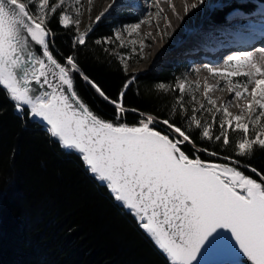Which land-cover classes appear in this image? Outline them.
<instances>
[{"label": "snow or ice", "instance_id": "1", "mask_svg": "<svg viewBox=\"0 0 264 264\" xmlns=\"http://www.w3.org/2000/svg\"><path fill=\"white\" fill-rule=\"evenodd\" d=\"M159 2L151 0L153 7ZM196 7V3L185 5L184 11ZM83 10L82 0H0V92L21 119L35 121L62 149L79 154L93 178L137 219L167 264H202L203 257L210 255L222 257L212 264H264V170L234 158L250 160L257 149L264 152V48L205 66L213 84L201 86L181 78L174 86L157 85L159 90L179 93L175 104L186 125L182 128L168 119L128 109L124 99L131 79L113 96L81 71L73 52L87 45L92 31L91 27L80 31L78 17ZM160 16V9L149 12L139 23L116 32L115 39L122 40L125 33L138 37L142 26H151ZM52 22L69 34L74 31L72 48L59 56L52 51L56 36ZM128 43L135 45L137 40ZM120 46H125L123 41ZM144 46L141 39V51ZM120 59L126 69L129 57ZM193 71L198 74L200 69ZM77 76L111 106L110 118L91 110L78 96ZM225 86L230 99L217 106L209 94ZM232 100L237 114L228 110ZM129 111L139 117L131 126ZM157 123L165 130L154 127ZM214 125L219 126L218 134L212 131ZM193 130L225 147L232 145L229 131L237 133L234 156H224L226 162L202 160L200 152L220 154L198 147L189 134ZM185 145L195 150L191 156ZM223 235L229 240L226 249L217 244Z\"/></svg>", "mask_w": 264, "mask_h": 264}, {"label": "trees", "instance_id": "2", "mask_svg": "<svg viewBox=\"0 0 264 264\" xmlns=\"http://www.w3.org/2000/svg\"><path fill=\"white\" fill-rule=\"evenodd\" d=\"M237 1L243 8L249 6L247 0ZM209 14L215 22L221 20L225 12L218 10ZM129 19L118 15L116 24L127 25ZM109 20L86 26L84 31L92 28L87 45L79 47L73 54L81 71L114 96L123 82L132 77L130 71L137 61L132 60L130 49H121L113 43H96L97 40L114 42L115 26ZM50 26L56 30L53 54L59 56L61 52H69L74 31L69 34L55 22ZM120 57H129L126 69ZM182 75L178 64H160L151 72L137 75L126 93L125 106L186 127L175 104L179 93L157 88L161 83L174 86ZM74 86L91 110L105 118L111 117V106L101 102L79 76ZM188 99L185 97L186 101ZM138 119L136 113L129 111L127 123L130 126ZM212 131L218 134L219 126L214 125ZM189 134L198 147L218 152L222 158L198 153L205 161L226 162L223 157L234 156L233 145L239 139V135L230 130L232 145L225 147L222 142L202 139L197 130ZM184 150L190 156L195 151L192 145H185ZM234 158L264 170V152L258 149L250 160L247 157ZM244 171L246 175L259 179ZM0 264H167L165 257L139 227L137 219L116 203L107 188L93 178L79 154L62 149L36 122L21 119L2 92Z\"/></svg>", "mask_w": 264, "mask_h": 264}, {"label": "bare ground", "instance_id": "3", "mask_svg": "<svg viewBox=\"0 0 264 264\" xmlns=\"http://www.w3.org/2000/svg\"><path fill=\"white\" fill-rule=\"evenodd\" d=\"M112 1L113 0H105L104 5L101 6L104 13L112 10V7H109ZM126 1L132 2L135 0H117L121 5H124ZM145 1L148 3L146 9H149L152 4L151 0ZM225 1L227 0H160L154 8L155 10H161V17L164 21L153 19L151 25L154 27V37L159 30H164V34H162L160 40L152 43V61H156L160 57L166 55L167 49H164L161 42L169 41L168 37L172 38L175 43L174 50L176 53L180 54H183L186 51L192 52L198 44H204L207 46L211 45L213 41L215 44L213 49L217 51L218 54L224 52L227 48L228 50L243 49L244 51H237L240 53L252 52L256 49L264 48V7L263 9H258L255 14L249 16L232 13L227 17L224 25L211 27V25L215 24L212 22L211 16L207 13H209L210 10L219 9ZM193 3H196L197 7L194 9L189 8V11L185 13V5L190 6ZM173 5L175 10H173ZM232 5L233 3H230L227 6V9H231ZM198 9H200L199 13ZM165 16L168 17V20L163 19ZM132 21H135V18H133ZM235 21H244L245 24L240 29L234 30L232 27L236 25L233 23ZM161 23L163 28H157L156 25H160ZM169 23L171 26H169ZM146 35L147 39L150 41V37L152 36L151 33L146 31ZM233 52L234 51L231 53ZM182 56L183 55H181V59ZM196 65L197 68H200L203 74L208 76L207 72L204 70L206 66L204 62H197ZM216 65H219V63H216L215 66ZM150 66L151 63L139 67L133 71V75L135 76L146 71ZM221 92H224L223 102L225 103L229 101L230 94L226 91V86ZM234 101L235 100H232L230 105L235 106ZM235 111L237 113L239 112V109L235 107Z\"/></svg>", "mask_w": 264, "mask_h": 264}, {"label": "rangeland", "instance_id": "4", "mask_svg": "<svg viewBox=\"0 0 264 264\" xmlns=\"http://www.w3.org/2000/svg\"><path fill=\"white\" fill-rule=\"evenodd\" d=\"M249 1L252 2V3L256 2V0H249ZM104 3H105V0H92V4L89 5L88 0H82V6H83V9H85V10H83L82 14L78 17V19L81 22L80 23V31H82L88 25L95 26L98 23V22L93 23V21L95 20V17L97 15H100L101 13H104L103 12L104 10H102V7H101V6L104 5ZM230 3H233L232 6H234V4H238V1L237 0H227L219 7V9L225 6L224 9L228 10L227 6ZM110 5H113L112 6V10L110 12L104 13V15L101 17V20L110 19L111 22H112L111 25L115 26V33L116 32H122L123 29L127 28L128 26H130L132 24L139 23V21L141 19H144V18L147 17V14L149 12H155L156 11L155 8L152 6V4L150 5L149 9H146L148 3L145 0H141V1L135 0V1H132V2L126 1L124 3V5H120V6H117V2L115 4H113V1H112ZM139 6H142V7H139ZM89 8L91 9V11L87 10ZM231 9H229V10H231ZM259 9H262V7H260ZM217 10L218 9L210 10L209 13L210 12L211 13L215 12ZM199 12H200V9H198V13ZM209 13H207V14L210 15ZM232 13H238V14H241V15H245L240 10H237V9L234 10L233 9L232 11H230V13H228L229 15H226V18H224V24L226 22L227 17H229L230 14H232ZM118 15H122L125 18H131V19L135 18V23H129L127 25L116 24ZM246 16H248V15H246ZM156 19H158L160 21H164V20H162L161 16H160V18H156ZM162 23L159 25L160 29L163 28ZM233 23L236 24V25H234L232 27V28H234V30L235 29H240L245 24L244 21H238V22L235 21ZM214 26L217 27L216 24L215 25H211V27H214ZM146 31H149L151 33V35H152L150 37L151 38L150 41L146 37L147 36L146 35ZM154 34H155L154 27L151 25V26H142L139 29V36L138 37L135 36V34L133 35V37H128L127 34L125 33V34L122 35V40H116L115 39V34L113 35L114 42H113L112 45H115V46L117 45L121 49H130L132 54H133L132 60L133 61H137L136 66L130 71V73L133 72L134 70L138 69L141 66L148 65L149 63H151V66L146 71H144L142 73H139V75L146 74L148 72H151V71L159 68L160 64H181L182 65L181 69L183 71L182 78H186L190 83L196 84L197 82H199L201 86L205 82H207L208 84L215 83V80H213L209 76L203 74V72L201 70H200V72L198 74L195 73L193 70L197 68L196 65H188V66H186V65H183L181 63L183 60H181L180 57L183 54L176 53V51L174 50L175 43H174V41L172 40L171 37L170 38L168 37L169 41H165V42L162 41L161 42V45L164 46V49H167L166 55L160 57L156 61H152V57H151V55H152V52H151L152 43L154 41H157V40L161 39L162 34H164V30H162V31L159 30L157 32V34L155 35V37H154ZM145 37H146V39H145ZM129 39H136L137 43L135 45L129 44L128 43ZM141 39H143V43L145 45L143 47L142 51L140 50V41H141ZM122 41L125 44L124 47L120 46ZM134 49H135V51H134ZM190 72H194V75H191ZM133 78H131V79H133ZM226 91H228L227 87H226ZM209 95L216 101V105L217 106H219L221 103H224L223 102L224 92L214 91V92L210 93ZM199 97H200L201 100L203 99L202 88H201V92L199 93ZM235 103H236V101H234V105H235ZM228 110L230 112H232L233 114H237L238 113V112L236 113V111H235V106H232V105L228 106ZM155 126H157V128H159L162 131L165 130L164 126L160 125L159 123L154 125V127ZM216 158L222 159L219 156L216 157ZM217 162H222V161H217Z\"/></svg>", "mask_w": 264, "mask_h": 264}, {"label": "water", "instance_id": "5", "mask_svg": "<svg viewBox=\"0 0 264 264\" xmlns=\"http://www.w3.org/2000/svg\"><path fill=\"white\" fill-rule=\"evenodd\" d=\"M137 76V75H136ZM134 76V77H136ZM78 154V153H77ZM86 167V166H85ZM101 183V182H100ZM126 210V209H125ZM128 211V210H127ZM218 247L220 249H226L229 247V240L227 235H223L217 242ZM218 259H222V257L216 256V255H210L203 257L202 264H212L213 261H216Z\"/></svg>", "mask_w": 264, "mask_h": 264}, {"label": "built area", "instance_id": "6", "mask_svg": "<svg viewBox=\"0 0 264 264\" xmlns=\"http://www.w3.org/2000/svg\"><path fill=\"white\" fill-rule=\"evenodd\" d=\"M157 127V126H156Z\"/></svg>", "mask_w": 264, "mask_h": 264}]
</instances>
